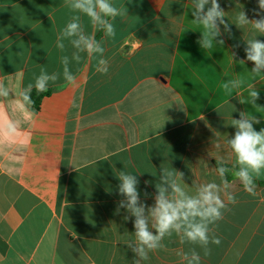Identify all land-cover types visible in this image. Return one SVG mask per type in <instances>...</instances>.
<instances>
[{
    "label": "crops",
    "instance_id": "0c3cea01",
    "mask_svg": "<svg viewBox=\"0 0 264 264\" xmlns=\"http://www.w3.org/2000/svg\"><path fill=\"white\" fill-rule=\"evenodd\" d=\"M238 2L250 19L258 18L257 0ZM113 3L125 5L128 16L113 21L114 38L95 32L106 49V74L96 71L95 56L81 54L70 65L76 83L50 84L30 120L13 111V97L0 98V121L5 114L19 120L21 133L14 142L0 136V264H132L135 254L124 241L134 227L123 219L125 210L116 214L122 197L115 173L137 174L141 199L151 205L161 167L183 172L189 189L193 181L220 182L217 158L233 168L224 147L235 132L227 125L231 118L243 111L260 119L257 131L264 128V73L251 71L243 50L250 26L232 24L231 36L221 26L224 44L204 49L197 41L206 30L191 14L192 0ZM219 3L233 22L240 10L235 0ZM71 15L65 0H0V82L15 92L42 67L62 72L60 57H71L73 49L65 41L61 52L56 38ZM81 19L91 34L88 18ZM230 80L241 86L225 89ZM249 85L259 90L255 105ZM85 160L96 162L81 167ZM226 179L237 203L214 226L221 244L210 245L205 257L174 234L142 264H181L178 253L192 247L201 264H264V173L256 195L232 172Z\"/></svg>",
    "mask_w": 264,
    "mask_h": 264
},
{
    "label": "clouds",
    "instance_id": "9594fccd",
    "mask_svg": "<svg viewBox=\"0 0 264 264\" xmlns=\"http://www.w3.org/2000/svg\"><path fill=\"white\" fill-rule=\"evenodd\" d=\"M192 16L201 23L206 31L201 32V38L197 41L201 48L213 47V41L224 44L223 39H218L223 34L231 36V25L239 29L250 26L253 36L244 38V53L246 61L254 65L251 71L255 74L264 73V41L258 36H264V0H257V8L252 9L258 18L250 19L243 9V5L235 0L236 7L240 10L235 15L234 21L226 20V11L221 7L219 0H192ZM65 6L73 13L65 26L59 30L56 38V47L61 52L65 51V41L73 49L71 57L63 55L60 57L62 72L49 73L41 68L39 75L34 77L33 82L18 87L15 92L10 87L0 82V98L8 100L11 96L13 111L20 113L25 120L35 116L32 100L33 89L41 93L48 90L50 84L56 83L61 78L69 85L77 81L70 65L80 63L81 54L88 57L95 56L96 71L106 74L109 62L105 58L106 51L103 43L96 39L95 32L101 31L105 38H114L116 29L113 21L117 18L124 19L128 16L125 5L117 7L113 0H65ZM82 16H86L91 24L93 32L85 31ZM239 44L233 45L239 48ZM232 57L235 53H231ZM245 63V60H240ZM242 81L230 80L224 84L225 89H234L241 86ZM259 90L254 85H249V97L252 104H257ZM240 103L245 101L240 100ZM233 111L235 109L233 108ZM201 117L200 119H203ZM260 119L249 116L245 112L239 113V118H231L227 125L235 129L234 134L224 142V147L229 152V157L234 158L233 168L225 167L226 161L217 158L215 169L220 182L207 183L192 182L193 188L189 189L184 181V173L174 168L161 167L158 181L155 183V192L151 194L154 201L148 205L141 199L139 189L140 180L137 174L124 170L115 173L119 180L118 194L122 197L117 202L115 209L119 214L121 209L125 210V221L132 220L134 232L132 237L125 240L124 244L135 254L132 264H142L149 260V254L165 248L163 241L171 238L174 234L179 238L181 244L198 246L205 257L211 254L210 245H220L221 238L214 232V226L223 219L228 205H235L237 198L229 191V183L226 174H232L240 181L243 190L250 195H256V181L264 173V128L257 131L255 124ZM20 121L11 119L4 115L0 121V136L7 141L14 142L20 136ZM220 149L221 144L214 145ZM108 160V156L101 158ZM96 161H83L81 167H87ZM148 182L146 181L145 184ZM144 197L150 194L145 191ZM134 218V219H133ZM181 264H201V255L195 247L188 252H179Z\"/></svg>",
    "mask_w": 264,
    "mask_h": 264
},
{
    "label": "trees",
    "instance_id": "16d2710c",
    "mask_svg": "<svg viewBox=\"0 0 264 264\" xmlns=\"http://www.w3.org/2000/svg\"><path fill=\"white\" fill-rule=\"evenodd\" d=\"M51 93V89H48L47 91L45 92H41V93H38L36 92V90L34 89L33 92H32V100L34 101V104L33 106L34 107H38V105L40 104L41 100L45 97V96H48L49 94ZM225 167H228L230 169H232L230 166L228 165H224ZM231 172V171H230ZM230 172H228L226 175L227 177L229 178L230 176Z\"/></svg>",
    "mask_w": 264,
    "mask_h": 264
}]
</instances>
